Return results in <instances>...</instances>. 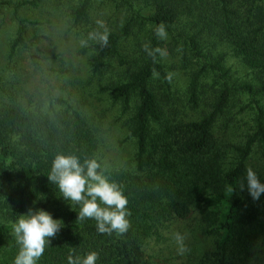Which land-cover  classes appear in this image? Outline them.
Here are the masks:
<instances>
[{
  "label": "rangeland",
  "instance_id": "374dc122",
  "mask_svg": "<svg viewBox=\"0 0 264 264\" xmlns=\"http://www.w3.org/2000/svg\"><path fill=\"white\" fill-rule=\"evenodd\" d=\"M83 1L0 0V110L18 108L27 115L50 117L54 113L68 115L70 108L77 109L95 132L97 150L93 159L101 164L103 174L107 178L114 172L135 176L138 141L132 132L139 98L133 95L126 104L115 98L113 88L127 82L131 72L145 60L148 52L144 46L151 49L156 26L148 17L155 12V1L91 0L86 17L81 19L77 17V10ZM186 1L189 3L181 0L179 20L170 29L165 28L167 39H158V48L167 51V56H159L158 62L167 78L171 74V80L166 83L156 72L151 81L160 115L151 126V148L158 146L157 161L167 154L174 159L185 125L207 117L228 87L229 102L212 127L220 154L213 173L224 175L240 160L237 148H244L257 131V102L264 107V94L252 97L241 90L246 84L257 88L259 73L236 54L232 44L231 24L236 17L244 22L249 6L245 0L236 1L231 5L229 17L221 16L222 21L218 23L216 18L209 21L211 16L219 14L208 9L209 3L216 6V0H196L204 11L188 7ZM97 19L105 23L110 35L120 37L119 55L107 56L100 67L94 61L97 44L93 41L82 44L90 32L97 30ZM209 24L213 25L212 29ZM203 27L206 30L202 42L204 60L210 63L225 55V74L218 76L208 70L201 75L196 82L193 103L191 81L204 62L193 56L185 40ZM21 28L22 42L13 47ZM246 162L264 182L263 146L259 141L253 144ZM158 171L155 166L153 172L159 174L157 183L168 182L170 173ZM192 177H185L183 181L192 185ZM159 198L158 210L170 212V200L161 193ZM244 199L249 213L255 212L256 221L264 222V194L259 201H253L247 191ZM69 204L55 188L40 206L29 205L24 214L29 209H43L60 220L63 227ZM186 210L184 215H168L153 224L143 247L155 264H200L205 254L216 252L219 235L211 208L202 200H195ZM7 221V216L0 213V224ZM175 233L185 237L189 251L184 256L177 255ZM18 252L19 245L12 232L0 241V264H14ZM250 252L249 256L238 252L234 257L230 255L237 264H264V232ZM37 264H42L41 258Z\"/></svg>",
  "mask_w": 264,
  "mask_h": 264
},
{
  "label": "trees",
  "instance_id": "16d2710c",
  "mask_svg": "<svg viewBox=\"0 0 264 264\" xmlns=\"http://www.w3.org/2000/svg\"><path fill=\"white\" fill-rule=\"evenodd\" d=\"M154 1L156 9L148 20L156 27L162 24L170 29L182 14L179 8L183 2ZM236 1L238 0H216V6L213 2L209 3L208 9L212 13L219 11L209 21L216 18L220 23L221 16L228 18L232 13L231 5ZM90 2L91 0L83 1L77 10V17H86ZM245 3L249 6L246 20L240 22L236 17L230 29L234 31L232 44L236 54L259 73L257 88L250 84L241 87V90L255 97L264 94V0H245ZM186 5L204 11L200 7L201 3L196 0H189V3L186 1ZM203 16L205 15L201 14ZM212 28L213 25L209 24V29ZM23 32L21 28L13 47L22 42ZM205 32L203 27L192 36L188 35L185 40L186 45H190L189 50L193 56L204 62L191 81L193 103L196 102V82L201 75L208 70L215 71L218 76L225 74V55H220L210 63L204 60L202 42L205 40ZM158 39L154 31L152 50L158 48ZM119 40L118 35L111 34L107 48L100 49L97 45L98 53L94 57L97 67L103 65L107 56L119 55ZM158 61L159 54L155 61L147 54L140 66L131 72L128 81L113 88L115 98L126 104L130 103L133 95L139 98L132 132L138 141V173L135 176L120 172L108 175L110 182L116 183L128 199V231L120 235L115 232L111 235L101 234L97 231L94 219L78 220L80 205L69 204L63 227L50 244L46 245L41 257L42 264H68L69 255L74 259L79 257L82 261L91 252L98 253L96 264H155L143 247L151 235L153 224L168 215H184L187 205L195 200H202L211 208L219 235L216 252L205 254L200 264H237L231 255L234 257L238 252L249 256L251 248L264 232V222L258 223L256 213H249L245 208L244 195L247 190L241 191L239 188V182L245 176L247 157L254 143L259 141L262 144L264 155V107L257 102V131L244 148H237L240 160L224 175L213 173L220 154L212 127L217 115L229 102L228 87L222 91L207 117L200 122L185 125L184 134L177 141L178 149L174 153V159L171 160L167 154L164 159L157 161L158 146L153 145L151 148V126L160 119L156 95L151 87L154 72L168 83L167 74ZM96 150L95 132L77 109L70 108L68 115L54 113L50 117L27 115L18 108L0 110V213L8 218L6 223L0 224V241L13 232V224L29 205L40 206L49 193L57 188L48 180L56 155H74L82 163L86 159H93ZM155 166L159 171L170 173L168 182L157 183L159 174L153 172ZM150 174L152 177L148 176ZM185 177H192L193 184L185 183ZM155 185H158V189ZM229 186L235 188L232 194L226 191ZM160 193L170 200V212L158 210Z\"/></svg>",
  "mask_w": 264,
  "mask_h": 264
},
{
  "label": "clouds",
  "instance_id": "9594fccd",
  "mask_svg": "<svg viewBox=\"0 0 264 264\" xmlns=\"http://www.w3.org/2000/svg\"><path fill=\"white\" fill-rule=\"evenodd\" d=\"M96 25L97 30L90 32L88 40L82 41V44L93 41L100 49L107 48L109 30L102 20L97 19ZM155 35L161 40H166L165 26L161 24L156 27ZM144 47L154 61L157 54L160 57L167 56L165 49L152 50L148 45ZM154 75L157 74L154 72ZM168 79L171 80V74ZM48 180L57 187L64 200L80 205L78 220L94 219L97 222V231L101 234L111 235L115 232L120 235L128 231V199L119 186L110 182L103 174L101 164L96 159H86L81 163L74 155L58 154L52 161ZM239 188L241 191L246 189L253 201H259L264 194V182L251 166H246L245 176L240 180ZM226 191L232 194L235 188L229 186ZM60 222L43 209H29L27 214L21 215L13 224V234L19 245L14 264H37L45 252L46 245L50 244L61 230ZM173 239L177 245V255L184 256L189 251L184 242L185 237L175 233ZM67 259L68 264H96L98 253H89L82 261L79 257L74 259L72 255Z\"/></svg>",
  "mask_w": 264,
  "mask_h": 264
}]
</instances>
